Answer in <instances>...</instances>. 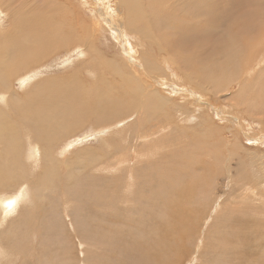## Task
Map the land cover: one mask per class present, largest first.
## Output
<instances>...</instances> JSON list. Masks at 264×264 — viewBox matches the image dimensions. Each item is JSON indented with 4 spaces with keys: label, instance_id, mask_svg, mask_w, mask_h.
I'll use <instances>...</instances> for the list:
<instances>
[{
    "label": "rangeland",
    "instance_id": "rangeland-1",
    "mask_svg": "<svg viewBox=\"0 0 264 264\" xmlns=\"http://www.w3.org/2000/svg\"><path fill=\"white\" fill-rule=\"evenodd\" d=\"M68 1L70 5L75 4L72 6L77 9L78 17L76 23L80 28L84 26L83 24H85V26L88 25L90 16L94 18L98 16L96 20H100L103 26V28H101L102 30L100 29L96 41V44H98L96 50L102 52L103 57L100 59L101 61L94 60L93 63H89V65L99 70V67L101 69L102 64H104L103 59H105L104 62L108 61L107 64L113 60L112 62H114L115 65L111 62L108 66L104 64L107 67L112 65V69L110 70L105 67L106 69L105 72L102 73L100 83L98 82V85L94 87L92 85H87L88 83L90 84L92 78H89V76L86 77L88 72L84 69L85 64H82L83 62L86 63V56L83 54L78 55V49L73 50L74 47L70 51L62 50L61 52L51 55L50 58L44 56L39 63L36 62V58L30 60L31 71H33L34 74H40V79L45 81L56 76L59 78L56 83H62L55 86L49 83V88L53 90V93L50 92L51 94H48V97L50 98L51 96L50 99L53 100L54 104L59 109L65 108L66 106L77 108L78 112H82L83 116L85 115V117L78 120V122L82 121V123H84L85 120L91 121L92 119L93 123H84L82 125V127L85 126L83 130L78 131L77 133L79 134H76L73 138V141L75 142L77 140L76 144L80 143V146L73 149L75 146L72 145L73 148H71V150H73H69V153L66 152L64 156L66 159L63 161H68L72 166L67 167L65 164L60 166L61 162H58L59 165H57V169L50 174V176L54 177L52 184H50L51 189H48L46 185V183H49L50 178L48 179L46 177V180L43 178V182L42 179H39L45 170L42 159L40 160V167L35 171V175H38L34 178L31 175L29 176V174L27 180H25L26 176L18 179L10 176L5 177L4 184L0 185V190H5L0 192V197L4 199L11 198L12 195L17 194L22 187L26 188L25 186H27V190L29 188L28 192L30 193V198L33 200L31 194H33L35 190L33 195H37L36 198L39 199L33 200L34 203H32V200L29 204L21 203L20 209H16L14 215L13 212L10 213L8 222H4V226L3 224L0 226V244L15 252L12 256L3 258V264L7 263L6 260L8 259H11V261L7 264H59L57 261L58 251L64 254L69 252V259L65 262L67 264H150L151 261H157L158 258L162 256L161 254L166 256L165 262L167 264H264V197L262 196L264 195V166L261 165L264 163V59L259 61L261 55L264 54V33L262 31L250 30V36L244 33L241 39L239 37L233 42H231V38H221L228 37V29L222 27L217 28L215 23L211 22L209 18L213 16L217 17L215 15L217 13L214 12L217 10V6L225 7L222 3L224 0H221V2L216 3L208 9H206V6L215 0H191V2L186 5L183 3L184 0H153L155 4L152 0H128L126 2L122 0L124 3L120 0H102L101 2L105 4V7L109 2L108 4L112 5L111 8L114 10L116 9L115 12L113 10L108 12L111 16L103 13L104 17L106 15L113 20L110 24H118L122 27L130 13V18L134 21V25L139 31L138 33L141 38L129 32V34L137 39L129 36L125 39V44L121 39L119 40L122 43L118 42L112 33L104 29L106 19L102 14L99 15L97 11H95L96 7H99L96 0ZM253 1L254 0L249 2L251 6H248L250 8V10H247V13L250 14H248V16L257 18L258 15L259 19H263L264 0H255V4ZM6 2L9 5V7L6 8L7 13L0 11V37H7L11 29L15 27L16 18L14 20L12 18V11L14 8L16 9L21 5L23 8L31 10L30 8L32 5L30 0H6ZM118 2H121L120 8H122L120 10H118L119 6L118 9L116 7L119 4ZM200 2L203 3L202 5L206 12L203 10L201 11ZM126 3H129V7ZM187 5L191 9H187ZM241 6L244 7L241 9L243 10L247 5ZM89 7H92V10L89 9ZM126 7L129 8L128 11ZM160 8L162 9L160 10ZM18 10L20 9L16 11ZM71 10L73 11V9ZM121 10H123L125 14H123ZM103 11H105V9ZM188 11H190V14ZM154 12H158V15ZM226 12V16L229 18L231 15V17H235L238 13L236 10L233 12L232 8H229ZM251 12L253 14L255 13L254 16ZM208 13L210 14L208 15ZM163 15H165V18ZM156 16L159 17L157 18ZM185 16L188 22L184 21L186 20ZM146 17L149 20H147ZM183 17L185 19H183ZM146 22L148 24H146ZM153 23H156L155 26ZM142 28L147 29L143 30ZM149 29L151 30L150 32ZM153 30L155 31L153 32ZM140 32L142 34H140ZM256 35L259 37L257 38ZM246 37L248 38L244 40ZM250 37L251 39L254 37V41L251 40ZM218 38H221V41L216 46L213 45ZM261 38L263 39L260 40ZM205 39H213V43L204 42ZM139 41H141V44ZM245 41L248 42L245 43ZM250 41H252L253 45L249 43ZM212 45L216 47V50ZM121 48L122 51L124 50L123 52ZM158 48L161 49L158 50ZM188 48L190 51H188ZM211 49L214 51V55L213 53H209ZM119 52L121 56L116 55L117 53L120 54ZM207 53L209 54L201 59L205 63L196 62L195 64L197 65L192 69L188 66L189 62L193 60L198 61V59H200L198 56H203ZM171 55L174 60L179 61V67L178 64L171 59ZM110 56L113 59H110ZM145 57H147L148 61L150 60V62H153L151 65L154 68L151 70L150 67H145L146 63L143 60ZM163 58H169L171 60L169 70L160 62ZM116 61L118 64L120 62V65H116ZM24 62H26L24 57L17 59L19 66ZM99 63L100 66L98 67ZM37 64L38 69L36 68ZM126 65H129V67ZM172 65L177 67L174 68ZM119 67L122 70L125 68V72L128 75H124L122 71L119 72ZM131 67L138 68L139 70L142 68L144 71H140V73L143 74H146V72L150 73L153 70V74L151 73V75H149L150 77H145V80L149 82L146 83L152 85L151 89L157 91L159 94H166V90L173 92L172 101L166 103L165 106L167 113H162L161 102H159L154 108L155 111L153 112L155 114L151 116L153 112L151 111L150 113L149 111L147 112L149 113L148 116L150 118H153L155 115L158 116L159 113L157 111L159 110L160 114H164V116L157 120V122L152 119L150 123L149 120H145L143 123L140 121L141 124L138 126L137 123L136 125L137 128L135 130L137 131L131 133L125 128L130 121H125L127 117L118 121L120 125L118 127H110V124L103 127H95V124H101L100 116H98L100 115V111L103 113L101 117L103 121H106L107 118L114 113V110L103 112V104L106 109H108L109 106L119 108L122 104L123 106L129 105L131 95L133 96L132 93L137 92L138 89L139 91L142 90V99L144 98V100L147 101L146 96L144 97V87H140L138 81L133 77L134 71L131 70ZM203 67L205 68L202 69ZM154 69H156V72H154ZM191 71L195 74H192ZM160 74L161 76H159ZM96 79L97 78H94L92 81ZM19 83L20 79H14L13 86H10V88L15 89L18 87V90H20L21 87H19ZM66 85H69L71 90L75 91L74 98L73 94L69 92L70 89L65 90L68 89L64 87ZM123 87L124 89L127 87V90L125 91ZM149 89L148 87L147 90ZM38 90L39 89H34L32 92L25 93L24 97L28 99ZM91 96H93L94 99L98 97L105 102L100 108H97L96 105H94L96 102ZM67 97H70V102H66ZM106 98L109 102L106 101ZM142 99L141 102H138L137 107L140 106L144 108ZM151 100H149V103L147 101L144 110L148 111L151 107ZM153 103L155 104V100H153ZM0 105L4 106V103L0 101ZM153 107L154 105L152 108ZM180 115H182V120L180 119ZM169 123V128H167V130L163 128L160 134L157 133L151 136L152 140L149 139L150 136L147 140L143 139L147 132L149 133L153 130L160 129V127L168 125ZM62 124L70 125V122L64 120ZM186 126H190L192 130L190 127L188 128ZM121 127L122 131L119 132ZM111 129L113 131H111ZM101 131L105 133L103 134ZM109 131H111V133H109ZM183 131H186V133L184 134ZM136 132L139 134L138 137ZM69 135L70 134H68L66 138ZM104 136L108 137L105 138ZM107 141H112L113 147L111 151L105 149L103 145V143ZM57 142L58 141H54L53 144L49 145V149L54 150L55 146L58 144ZM1 143L2 142H0V149H2L1 146H3V143L2 145ZM132 144L135 145L132 146ZM145 144H147V146ZM38 145L44 147L45 142H39ZM4 147L5 146H3V150H1L2 155H6ZM131 148L133 150H131ZM146 150H151L150 154L146 152L149 157L145 154L139 156L136 154L137 152H144ZM230 151L231 159H229L227 155ZM105 153L107 156H105ZM130 153L135 156L129 155ZM76 154L80 156L79 159L82 158L86 163L90 161V158H92L93 165L96 161L94 169L91 171L94 174L90 172L88 167L78 169L77 166H74L77 162ZM97 154H101L98 155V159L94 157L97 156ZM114 156H116L118 160L123 159L121 158V156H123L129 162L126 161L122 164L118 172L105 171L106 168H111L117 163L118 160L116 161ZM226 156L227 158H225ZM113 157L114 159H112ZM216 157L219 161L216 160ZM90 163L91 161L86 166H90ZM190 164H192L194 170L191 169ZM207 165L211 167L209 168ZM104 166L106 167L104 168ZM240 171L241 173L244 172V175L241 174V176L239 174ZM114 173L124 174L122 177L120 174L117 177L118 179L115 178V180L112 176ZM129 173L134 174L135 177V194H137V197L142 195L140 197L145 199H143L144 205L142 207L149 214L145 213L148 217H144V220H140L134 217V215L131 216L127 214L132 209H127L128 206H125V203L122 202L123 198L121 191L123 187L128 184ZM212 173L214 174L212 175ZM88 174V178L93 182L90 185L86 182V176ZM245 174L247 176L242 179L241 177H244ZM165 177L169 179H173V177L174 179L176 178L177 180L175 181L177 184L174 182L175 184L172 185L174 179L172 181L171 179L169 180L171 182L170 184ZM35 178H37V181ZM70 178H79V180L77 179V186H73L72 188L73 181L66 187ZM124 178L126 179L124 180ZM38 180H41V182ZM27 181H31L30 185ZM56 181H59L61 186ZM16 185L19 186V190ZM53 185L54 188H52ZM86 185H89V188H87ZM158 185L159 188H157ZM160 185L164 187L161 188ZM248 185L249 188L254 189L255 195L250 194L249 190H246L248 193L245 191ZM31 186L34 188L33 190ZM115 186H117L120 191L116 192V195H113L112 200L110 189L112 190V187ZM40 187H43L44 196L42 197L39 196ZM76 187H78V189ZM165 187L167 191L164 189ZM186 187L189 189L186 190ZM79 189L80 192L89 189L92 193L99 191L104 197L101 198V201L103 200L102 203L97 202L95 205H92V201H88L86 199L87 197L82 198L83 201H81L78 193ZM175 190L179 192V195L174 193ZM159 192L161 195L165 193L164 195H166V198L160 197L161 195ZM117 193H119V195ZM64 194L68 197H63ZM260 194L262 198L259 200ZM72 195H77L78 197H71ZM44 197L47 198L43 199ZM36 198L34 197V199ZM51 199L52 202H50ZM134 199H136V201H134L136 207L134 211L135 214H137V209L141 204L140 202L139 204L137 203V198ZM61 200H63V203ZM70 200L73 202L71 203ZM111 204H113V207ZM32 205L33 207H29ZM101 206L102 208H100ZM106 207L108 208L105 209ZM52 209H54L56 213L52 214ZM27 211H30L31 214L29 212L26 213ZM162 211H164V214ZM18 212H21L20 215ZM25 214L27 216L29 215L28 218L32 216V219H34L30 222L31 226L29 227H34L35 230H29V227L24 224V220L26 219V223L28 220L27 216H24ZM13 218L15 220H13ZM77 218L85 222V227L88 230L94 227L95 222L105 226L106 229L109 228L110 233L105 232L98 235H109L110 238L112 236L116 239L118 236L116 240L117 244L113 238H108V241L107 238L104 239L103 244L99 242L95 243L96 239H88L87 236L84 238L81 237L76 224H74ZM94 218L96 220H94ZM228 218L230 223H222ZM69 222H71L72 225ZM178 222L183 223L179 224ZM89 224L90 226L88 227ZM155 227L157 230L161 227L159 229L160 231H157ZM10 228L17 229V234L15 236H18V238L27 235V237L23 238L15 248L14 243L12 245L13 248L10 243V240L16 239L12 234L13 229L8 232L9 234H6V231ZM175 230H177L176 233L179 231L178 235L176 234L177 237L179 236L175 241V243L178 242L177 244L173 243L175 239L172 238L171 234L174 233ZM156 232L158 234H156ZM220 233L223 237L219 240L225 239L218 244L219 246H215L219 240L216 241L214 238ZM86 235L91 234L88 233ZM147 235H150L149 238ZM145 236L147 239H145ZM5 238L8 240H5ZM224 241H227L225 247H223ZM146 242L148 244H146ZM176 249H178V251ZM212 251L217 253L214 254ZM109 257L112 258V260ZM154 257H156L157 260H155ZM224 259L226 260L225 262L223 261Z\"/></svg>",
    "mask_w": 264,
    "mask_h": 264
},
{
    "label": "bare ground",
    "instance_id": "bare-ground-1",
    "mask_svg": "<svg viewBox=\"0 0 264 264\" xmlns=\"http://www.w3.org/2000/svg\"><path fill=\"white\" fill-rule=\"evenodd\" d=\"M100 1V2H99ZM102 0H96V3L98 4L99 7H96L95 11H97V13L99 15H103V13H106L107 15L108 12L110 11H114L115 10L112 7V5L108 4L106 5L105 7V4L101 2ZM110 1V0H109ZM122 1V0H120ZM125 2L128 1V0H124ZM141 1V0H140ZM156 1V0H155ZM252 1V0H251ZM251 1H247V0H224L222 1V3L224 4L225 7H219L217 6V10L214 12V13H217L215 14L217 17L213 16L209 18L211 22L215 23L216 27L219 28V27H222V28H225V29H228V37H221V38H231V42L233 41H236L237 38L240 37V39L243 37L244 33L247 35V36H250V30L254 31V30H257V31H262L264 33V18L263 19H259L258 18V15H257V18L255 17H249L247 13V10H250V3ZM258 1V0H257ZM262 1V0H260ZM31 2V10H27L25 8H23L21 5H19L16 9L14 8V10L12 11V18L13 20L16 18V21H15V27H13L11 29V31L9 32V34L7 35V37H0V101H2L4 103V106H1L0 105V142L3 143V146L4 147V151H6V155H2L1 154V150H3V146H1L2 149H0V185L4 184L5 182V177L6 176H10V177H13V178H23L24 176H26V179L28 178V174L29 176H33L36 177L37 175H35V171L36 169H38L40 167V160L42 159L43 162H44V166H45V170L43 172V174H41V177H39V179H42V182H43V178H45L46 180V177L49 179V183L46 185L48 186L47 188L48 189H51L50 188V184H52L53 182V176H50L51 173H53V171L55 169H57V165L58 162H61L60 166L65 164L67 167L68 166H72L68 161H63L64 159V156L66 154V152L69 153V150L72 151L73 149H76L78 146H80L77 143V140L74 142L73 141V138L76 136V134H79L77 133L78 131H82L83 128L85 127H82V125L84 123H90L92 122L93 120L91 119V121H87L85 120L84 123L81 122H78V120H80L81 118H84L85 115L83 116L82 115V112H78V109L77 108H74L72 106H66L65 108H62V109H59L53 102L50 96V98L48 97V94H51L53 93V90H51L49 88V83L50 85L53 84V86L55 85H60L58 83H56L57 80H59L58 77L56 76H53V78L51 79H48V80H45L43 81L42 79H40L39 75L40 74H34L33 71H31V59L33 58H36V62L39 63L42 58L44 56L50 58L51 55H54L58 52H61L62 50H71L73 47L76 48L73 50H77L78 49V55L80 54H83L86 56V63H83L82 64H85L84 65V69L86 70V72H88V74L86 73H82V74H86L84 76L88 77L89 78H92L90 80V84L88 83L87 85L89 86H94L96 87L98 85V82L100 83V80H101V76H102V73L105 72V67H107L109 65V63L111 62L112 64H114V62H112L113 60H109L110 62L107 64V62H104L105 59H103V63L107 66H105L104 64H102L101 66V69H100V63L98 64V67H99V70L96 69L95 67L93 66H90L89 63H93L94 60H100L102 57H103V53L100 52V51H97L96 50V46H98V44H96V41L98 39V35H99V32H100V29L103 28V26L101 25V21L100 20H96V18L90 16L89 17V22H88V25L85 26V24H83L84 26H82L81 28L78 26V24L76 23V19L78 17V14H77V9L72 6V5H75V4H71L70 5V2L68 0H30ZM123 2V1H122ZM153 2V0H152ZM189 2H191V0H184L183 3L186 5L188 4ZM206 2V1H205ZM204 2V3H205ZM221 2V0H215L214 2L208 4L206 6V9L208 8H211L212 6H214L216 3H219ZM254 4H255V0L253 1ZM83 3H86V2H83ZM113 3V2H112ZM119 3V2H118ZM124 3V2H123ZM150 3V2H149ZM154 3V2H153ZM257 3V2H256ZM95 4V3H94ZM96 4V5H97ZM129 7V3H126ZM140 4V3H139ZM155 4V3H154ZM153 4V5H154ZM203 3L200 2V9L201 11H205L206 10L204 9ZM18 5V3H17ZM80 5V4H79ZM83 5V4H82ZM120 5H121V2L116 6L117 9H118V6H119V9L120 10ZM152 5V4H151ZM194 5V3H193ZM221 5V4H220ZM241 5H247L245 9L241 10L242 7ZM262 5V4H261ZM264 5V4H263ZM262 5V6H263ZM125 6V5H124ZM155 6V5H154ZM156 6H159V5H156ZM188 6V5H187ZM186 6V7H187ZM241 6V7H240ZM255 6V5H254ZM260 6V5H259ZM9 7V5L7 4L6 0H0V11L1 12H4V13H7V10L6 8ZM73 7V8H72ZM77 7V6H76ZM115 7V6H114ZM128 7L127 8V11H128ZM136 7V6H135ZM150 7V6H149ZM184 7V8H186ZM216 7V6H215ZM253 7V6H252ZM88 8V7H87ZM153 8H156V7H153ZM183 8V9H184ZM191 9L189 6L187 7V9ZM229 8H232L233 12L234 10H236L238 13L235 15V17H227L226 16V12ZM17 9H20L18 11H16ZM73 9V11L71 10ZM89 9L92 10V7ZM105 9L106 10H109V11H103ZM158 9V8H157ZM162 8H160L161 10ZM194 9V8H193ZM252 9V8H251ZM255 9V8H253ZM261 9V7H260ZM125 10V9H124ZM144 10V9H143ZM170 10V9H169ZM222 10V11H221ZM246 10V11H244ZM263 10V9H262ZM146 11V10H145ZM158 11V10H157ZM185 11V10H184ZM183 11V12H184ZM113 12V13H114ZM117 12V11H116ZM121 12H123V10H121ZM120 12V13H121ZM169 12V11H168ZM182 12V11H181ZM180 12V14L182 15V13ZM186 12V11H185ZM190 11H188L189 13ZM194 12V10H193ZM226 12V13H225ZM230 12V10H229ZM28 13H32V14H28ZM155 13V12H154ZM153 13V15H154ZM187 13V12H186ZM191 13H192V10H191ZM225 13V14H224ZM123 14H125V12H123ZM150 14V13H149ZM158 15V12L155 13ZM190 14V13H189ZM210 13H208L209 15ZM251 14L254 16V14L251 12ZM140 15V14H139ZM250 15V14H249ZM260 15V14H259ZM264 15V13L262 14V16ZM111 16V15H109ZM109 16H106L103 17L106 19V24L104 25V29H107L109 31V33H112L115 37V39L118 41V42H121L123 41V43H125V39L127 37H134L133 35L129 34V32L131 33H134L136 35L139 36V31L137 30V28L135 27L134 25V21L130 18V13L128 14L127 16V19H126V22L123 24L122 27H120L118 24L117 25H114V24H110L113 20H111V18ZM164 18H165V15H163ZM162 16V17H163ZM157 18L159 16H156ZM155 17V18H156ZM189 17V15H188ZM115 18V17H113ZM156 18V19H157ZM177 18V17H176ZM186 18V16H185ZM183 17V19H185ZM123 19V18H122ZM147 19V17H146ZM152 19V18H151ZM154 19V18H153ZM160 19V18H159ZM102 20V19H101ZM121 20V19H120ZM124 20V19H123ZM149 20V19H147ZM171 20V19H170ZM179 20V18H178ZM168 21V20H167ZM184 21H187V18L186 20ZM190 21V20H189ZM116 22V21H115ZM149 22V21H148ZM160 22H161V19H160ZM188 22V21H187ZM198 22V21H197ZM1 23V21H0ZM90 23V25H89ZM136 24V23H135ZM146 24H148L146 22ZM154 24V23H153ZM156 24V23H155ZM154 24V26H155ZM223 25H226V26H223ZM146 26V25H145ZM151 26V24H150ZM157 26V25H156ZM152 27V26H151ZM159 27L161 28V26L159 25ZM166 28V27H165ZM141 29V28H140ZM143 29V28H142ZM144 29H147V28H144ZM143 29V30H144ZM153 29V28H152ZM157 29V28H156ZM102 30V29H101ZM164 30V29H163ZM221 30V29H220ZM141 31V30H140ZM151 30L149 29V32ZM155 30H153L154 32ZM157 31V30H156ZM189 31V30H187ZM203 32V31H202ZM144 33V31H143ZM140 34H142L140 32ZM155 34V33H154ZM153 34V35H154ZM157 34V33H156ZM190 34V32H189ZM150 35V33H149ZM167 35V34H165ZM192 35V33H191ZM262 35V34H261ZM260 35V36H261ZM206 36V35H205ZM140 37V36H139ZM138 37V39H139ZM155 37V35H154ZM195 37V36H194ZM219 37V35H218ZM256 37L258 38L259 36L256 35ZM263 37V36H261ZM136 38V37H134ZM141 38V37H140ZM193 38V37H192ZM198 38V37H197ZM204 38V37H203ZM221 38H218V40L216 41V43H214L213 45H217L220 41H221ZM248 37H246L244 40H246ZM264 38V37H263ZM263 38H261L260 40H262ZM121 39V41L119 40ZM137 39V38H136ZM157 39V38H155ZM159 39V38H158ZM163 39V38H162ZM166 39V38H165ZM168 39H169V36H168ZM194 39V38H193ZM251 39V37H250ZM248 39V40H250ZM254 37H252L251 40H253ZM256 39V38H255ZM188 40V39H187ZM186 40V41H187ZM199 40V39H197ZM229 40V41H230ZM151 41V40H150ZM163 41H166V40H163ZM189 41V40H188ZM192 41V40H191ZM194 41V40H193ZM203 41V40H201ZM254 41V40H253ZM140 44H141V41H139ZM138 42V43H139ZM204 42H207V43H213V39H205ZM248 41H245V43H247ZM122 43V42H121ZM155 43V42H154ZM175 43V42H174ZM249 43H252V41H250ZM126 44V43H125ZM139 44V45H140ZM157 44V43H156ZM178 44V43H177ZM186 44V43H185ZM131 45V44H130ZM212 45V46H213ZM222 45V44H221ZM226 45V44H225ZM232 45V43H231ZM253 45V43H252ZM126 46V45H125ZM142 46V45H141ZM214 47V49L216 50V47ZM223 46V45H222ZM227 46V45H226ZM246 46V44H245ZM65 47V48H64ZM211 47V48H213ZM217 47H220V46H217ZM253 47V46H252ZM258 47V46H257ZM128 48V47H127ZM152 48V47H151ZM184 48V47H183ZM222 48V47H220ZM228 48V47H227ZM249 48V47H248ZM99 49V48H98ZM161 48H158V50H160ZM164 49V48H162ZM182 49V48H181ZM189 49V48H188ZM255 49V47H254ZM127 50V49H126ZM129 50V49H128ZM152 50V49H151ZM183 50V49H182ZM253 50V49H252ZM121 51H122V48H121ZM124 51V50H123ZM122 51V52H123ZM154 51V50H152ZM165 51V50H164ZM190 51V49L188 50ZM231 51V50H230ZM234 51V50H233ZM106 52V51H105ZM162 52V51H161ZM108 53V52H107ZM106 53V54H107ZM120 53V52H119ZM151 53V51H150ZM166 53V52H165ZM210 54L213 53L214 55V51L211 49ZM209 53L207 54H204L203 56H198L200 59H198V61L196 60H193L191 62H189L188 66L192 69L193 67H195L197 64H195L196 62L199 63V62H203L201 59L202 58H205ZM160 54V53H159ZM169 54V52H168ZM241 54V52H240ZM256 54V53H255ZM116 55H119L121 56V53L120 54H116ZM158 55V54H157ZM156 55V57H157ZM167 55V53H166ZM178 55V54H177ZM231 55V54H230ZM168 56V55H167ZM194 56V55H193ZM25 59L26 62H24L22 65H18L17 63V59L18 58H23ZM109 57V56H108ZM169 57V56H168ZM197 57V58H198ZM92 60H91V59ZM195 58V57H194ZM236 58V57H235ZM110 59H113L111 58L110 56ZM140 59V58H139ZM171 59L174 60L173 56L171 55ZM176 59V58H175ZM264 59V54L261 55V59H259V61H262ZM117 60V59H116ZM120 60V59H119ZM131 60V59H129ZM143 60L145 61L146 63V66L145 67H150V70L152 68H154L151 64L153 62H150V60L148 61L147 60V57L143 58ZM233 60V59H232ZM231 60V61H232ZM101 61V60H100ZM157 61V60H156ZM177 64H178V67H179V61L177 60H174ZM189 61V60H188ZM213 61V60H212ZM117 62V61H116ZM161 63H163L164 66H166V68L169 70L170 69V62L171 60L169 58H163L162 61L160 60ZM264 62V60H263ZM123 63V62H122ZM137 63V62H136ZM205 63V62H203ZM260 63V62H259ZM118 64V62L116 63V65ZM124 64V63H123ZM158 64H159V60H158ZM216 64V63H215ZM231 64V63H230ZM111 65V64H110ZM115 65V64H114ZM120 65V62L119 64ZM136 65V64H135ZM141 65V64H139ZM112 66V65H111ZM110 67H107L109 68L110 70L112 69ZM127 67H129V65H126ZM134 66V65H133ZM174 67V65H172ZM200 66V65H199ZM126 67V68H127ZM138 67V66H136ZM177 67V66H175ZM174 67V68H175ZM211 67V66H210ZM254 67V66H253ZM36 68L38 69V64L36 65ZM142 68H143V65H142ZM141 68V70H139L138 68H135V67H131V70L134 71L133 73V77L138 81V83L140 84V87H144L143 90L145 92V95L144 97L146 96V100L148 101L149 103V100H151L150 102H152V104L154 105V107L152 108V104H151V107H147L149 108L148 111L144 110V108L146 107L147 105V101L144 100V98L142 99V94H141V91H138L137 92H133V96L131 95V100H130V104L129 105H126V106H123V104L117 108V107H111L109 106L108 109H106L105 105L103 104L105 101H103L102 99L100 98H95L93 96L92 99L96 102V104L94 103V105H96L97 108H100L101 105L103 104V112L107 111V110H114V113H110L111 115L107 118L106 121H103V118L101 119L103 113L100 111V120H101V124L100 123H97L95 124V127L97 126H107L108 124H110V127H118L120 126L119 125V120L127 117V119L125 121H129V124L127 127H125L128 132H134V131H137L135 130L137 127V123H138V126L140 123V121L143 123V121L145 122V120H149V123H150V120H154L157 122V120H159L160 118H162L164 116L160 114V110L157 111L158 113V116L155 115L153 118H150L148 115L150 111L153 112L155 111V106H157V104L160 103V105L162 106V113H167L166 109H165V106H166V103L172 101V93L173 92H170L168 90H166V94H159L157 91L151 89V84H148L149 82L145 80V77H148L149 75H151V73L153 74V70L150 72V73H147L146 74H143V73H140V71H144L143 69ZM187 68V67H186ZM198 68V67H197ZM205 67H203L202 69H204ZM207 68V67H206ZM128 69V68H127ZM172 69V67H171ZM179 69V68H178ZM216 69V67H215ZM250 69V68H249ZM184 70V69H183ZM211 70H212V67H211ZM253 70V69H252ZM118 71L121 72L124 74V75H128L126 72H125V68L124 70L120 69V67L118 68ZM177 71V70H176ZM195 71V70H194ZM202 71V70H201ZM222 71V70H221ZM40 72V71H38ZM154 72H156V69H154ZM172 72V70H171ZM185 72V71H184ZM190 72V71H189ZM208 72V71H207ZM173 73V72H172ZM192 73V71H191ZM194 73V72H193ZM192 73V74H193ZM169 74V73H168ZM195 74V73H194ZM145 75V76H144ZM189 75V74H188ZM208 75V74H207ZM206 75V76H207ZM157 76V75H156ZM161 76V74L159 75ZM190 76V75H189ZM198 76V75H197ZM202 76V74H201ZM83 77V76H82ZM124 77V76H123ZM150 77V76H149ZM208 77V76H207ZM94 78H97L95 81H92L94 80ZM125 78V77H124ZM153 78V77H152ZM160 78V77H159ZM188 78V77H187ZM186 78V79H187ZM202 78V77H201ZM14 79H20V83L18 84L20 88V90H18V87L15 88V89H11L10 86H13V80ZM129 79V78H128ZM158 79V77H157ZM185 79V78H184ZM189 79V78H188ZM205 79V77H204ZM66 80V79H65ZM121 80V78H120ZM202 80V79H201ZM67 81V80H66ZM81 81H82V78H81ZM103 81V80H102ZM112 81V80H111ZM118 81V79H117ZM160 81V80H159ZM204 81V80H203ZM124 82V81H123ZM135 82V81H134ZM148 82V83H146ZM161 82V81H160ZM169 82V81H168ZM180 82V81H179ZM209 82V81H208ZM211 82V81H210ZM171 83V82H169ZM123 84V83H122ZM153 84H154V80H153ZM201 84V82H200ZM121 85V83H120ZM126 85V84H125ZM112 86V85H111ZM130 86V85H129ZM170 86V85H169ZM64 87H67L68 89H65V90H69L70 93L73 94V98L75 97L74 96V93L75 91L71 90V87L69 85H66ZM119 87V86H118ZM148 87L150 88L149 90ZM91 88V87H90ZM99 88V87H98ZM120 88V87H119ZM34 89H39L35 94H33L30 98H25L24 97V94L25 93H28V92H32L34 91ZM95 89V88H94ZM110 89V88H109ZM115 89H118V88H115ZM124 89V87H123ZM131 89V88H130ZM141 89V88H140ZM146 89V90H145ZM163 89V88H162ZM23 90V91H22ZM92 90V89H91ZM102 90V88H101ZM125 91L127 90V87L126 89H124ZM177 90V89H176ZM48 91V92H47ZM63 91V90H62ZM104 91V89H103ZM106 91V89H105ZM134 91V90H133ZM51 92V93H50ZM58 92V91H57ZM60 92V91H59ZM92 92V91H91ZM131 92H132V89H131ZM165 92V91H164ZM56 93V92H55ZM117 93V92H116ZM90 94V93H89ZM97 94V93H96ZM102 94V93H101ZM106 94V93H105ZM112 94V93H111ZM118 94V93H117ZM92 95V93H91ZM104 95V94H103ZM55 96V95H54ZM102 96V95H101ZM105 96V95H104ZM120 96V95H119ZM118 96V97H119ZM123 96V95H122ZM117 97V98H118ZM148 97V99H147ZM116 98V97H115ZM109 99V98H108ZM141 99L143 101V104H144V108H141L140 106L137 107V104L138 102L140 101L141 102ZM92 100V101H93ZM119 100V98H118ZM153 100H155V104L153 103ZM106 101H107V98H106ZM125 101V100H124ZM66 102H70V97H67L66 98ZM109 102V100L107 101ZM146 102V104H145ZM98 103V105H97ZM87 104V103H86ZM93 105V106H94ZM109 105V104H108ZM140 105V104H139ZM176 105V104H175ZM150 106V104H149ZM160 106V107H161ZM152 109V110H150ZM99 110V109H98ZM157 110V109H156ZM175 111V110H174ZM135 112V113H133ZM107 113V112H106ZM189 113V112H188ZM155 114L154 112L151 114V116ZM108 116V115H107ZM180 119L182 120V115H180ZM187 116V115H186ZM168 117V116H167ZM106 119V117H105ZM64 120H67L70 122V125L68 124H62V122ZM166 120V118H165ZM117 121V122H116ZM189 121V119H188ZM164 122V121H163ZM167 122V121H166ZM170 122V121H169ZM182 122V121H181ZM180 122V123H181ZM93 123V122H92ZM100 124V125H98ZM115 124V125H114ZM169 125H165V126H162L160 127V129H157V130H153L151 132H147L145 135V138L143 139H148L149 136H150V140H152L151 136L155 135V134H160L161 133V130L164 128V130H167V128H169ZM93 126V125H92ZM150 126V125H149ZM191 126V125H190ZM190 126H186V127H190ZM80 127V128H79ZM184 127V128H186ZM109 128V126H108ZM101 129V127H100ZM191 129V127H190ZM188 130V129H187ZM192 130V129H191ZM111 131H113L111 129ZM111 131H109V133H111ZM122 131V127H121V130H119V132ZM141 131V129H140ZM168 131L170 132V130L168 129ZM167 131V132H168ZM103 134L105 132L101 131ZM193 132V131H192ZM183 133L185 134L186 131H183ZM70 134L67 138L66 136ZM137 134V137H138V133L136 132ZM166 134V133H165ZM164 134V136H165ZM87 135V134H86ZM143 136V135H142ZM105 138L108 137V136H104ZM155 137V136H154ZM141 139V138H140ZM142 139V141H143ZM189 140V139H188ZM54 141H58L57 145L55 146V149L54 150H50L49 149V145L53 144ZM136 141V140H135ZM39 142H45V146H39L38 143ZM112 142V141H111ZM110 141H107L106 143H103L105 149L111 151L112 147H113V144L111 143ZM121 142V140H120ZM138 142V141H137ZM189 142V141H188ZM1 143V145H2ZM23 143H24V146H23ZM47 143V144H46ZM140 143V142H138ZM137 143V144H138ZM187 143V142H186ZM136 144V143H135ZM135 144H132L135 145ZM151 144V142H150ZM72 145H74L75 147L73 148ZM139 145V144H138ZM147 146V144H145ZM153 145V144H152ZM128 146V145H127ZM171 146V144H170ZM190 146V145H188ZM54 147V146H53ZM70 147V148H69ZM141 147V146H140ZM145 147V146H144ZM152 147V146H151ZM155 147V146H153ZM164 147V145H163ZM69 148V149H68ZM71 148H73L71 150ZM139 148V147H137ZM121 149V148H120ZM164 149V148H163ZM85 150V149H84ZM130 150V149H129ZM131 150H133L131 148ZM165 150V149H164ZM180 150V149H179ZM135 151H136V146H135ZM134 151V153H135ZM150 151L151 150H146L144 152H137L136 154L139 156V155H142V154H145L148 156L147 153L150 154ZM170 151V150H169ZM212 151V150H211ZM107 152V151H106ZM175 152V151H174ZM226 152V151H225ZM71 153V152H70ZM106 154V153H105ZM104 154V155H105ZM123 154V152H122ZM78 154H76V159H77V162L75 163L74 166H77L78 169H81V168H86L88 167L90 172L92 171V169H94V165L96 163H94L93 165V161H92V158H90L89 160L91 161L90 163V166H86L88 163L84 162V160L82 158L79 159L80 156H77ZM98 155H101V154H97V156H94L95 158L97 157L98 159ZM129 155H132L131 153ZM134 155V154H133ZM132 155V156H133ZM229 159H231V151L227 154ZM107 156V154L105 155ZM128 156V154H127ZM135 156V155H134ZM187 156V155H186ZM82 157V156H81ZM115 159H116V156H114ZM114 157L112 159H114ZM220 157V156H219ZM222 157V156H221ZM246 157V156H245ZM121 160H118L116 159L117 163L112 166L111 168H106L105 171L107 170V172L109 171H114V172H118V169L120 170V166L122 164H124L126 161H128L127 159H125L123 156H121ZM134 158V157H133ZM132 158V159H133ZM227 158V156L225 157ZM129 159V157H128ZM131 159V160H132ZM216 160H218V158L216 157ZM144 161V159H143ZM219 161V160H218ZM228 161V160H227ZM129 162V161H128ZM230 162V161H229ZM85 163V164H84ZM165 163V162H164ZM172 163V162H171ZM170 163V164H171ZM192 163V162H191ZM101 164V163H100ZM112 164V162H111ZM130 164V163H129ZM161 164V163H160ZM198 164V163H197ZM99 165V164H98ZM97 165V166H98ZM102 165V164H101ZM149 165V164H148ZM163 165V164H162ZM167 165V164H166ZM195 165V164H194ZM228 165V164H227ZM262 166H264V163L261 164ZM103 166V165H102ZM126 166V164H125ZM150 166V165H149ZM183 166V165H182ZM209 166V165H207ZM106 166H104L105 168ZM109 167V166H108ZM130 167V166H129ZM178 167V166H177ZM184 167V166H183ZM190 167L191 169L194 170V167L192 166V164H190ZM189 167V168H190ZM211 166H209L210 168ZM214 167V166H213ZM212 167V168H213ZM241 167V165H240ZM252 167V166H251ZM65 168V167H64ZM179 168V167H178ZM181 168V167H180ZM243 168V167H242ZM129 169V168H128ZM175 169V168H174ZM127 170V169H126ZM125 170V171H126ZM212 170V169H211ZM137 171V170H136ZM199 171V169H198ZM220 171V170H219ZM258 171V170H257ZM161 172V171H160ZM178 172V171H177ZM176 172V173H177ZM188 172V170H187ZM191 172V171H190ZM194 172V171H193ZM212 172V171H211ZM217 172V171H216ZM262 172V171H261ZM37 173V172H36ZM92 173V172H91ZM163 173V172H162ZM195 173V172H194ZM220 173V172H219ZM94 174V173H92ZM121 174V173H120ZM119 173H114L112 176L114 177V179H118L117 177L120 175ZM124 174V173H123ZM123 174H121V177L123 176ZM179 174V173H178ZM214 173H212L213 175ZM239 174L241 175H244V172L241 173V171L239 172ZM99 175V174H98ZM126 175V174H125ZM241 175V176H242ZM263 175V174H262ZM184 176V175H183ZM198 176V175H197ZM247 175L245 174L244 177H241L242 179H244ZM251 176V175H250ZM79 177V176H78ZM87 178V183L92 184L93 182L88 178L89 177V174L86 176ZM181 177V176H180ZM201 177V176H200ZM168 181L171 179H169L168 177H165ZM36 181H37V178H35ZM52 179V180H51ZM57 179V177H56ZM79 180V178H70L66 184V187L68 185H70V182L73 183L72 185V188L73 186H77V181ZM115 179V180H116ZM120 179V178H119ZM126 178H124L125 180ZM174 179V177H173ZM171 179V181L173 180ZM204 179V178H203ZM30 180L32 181L31 177H30ZM55 180V179H54ZM81 180V179H80ZM83 180V179H82ZM128 184H126L123 189H122V202L125 203L124 205L128 206L127 209H132L129 213L127 214H130L131 216L134 215V217H137L139 218L140 220H144V217H148L147 214H149L148 212L145 211V209L142 207L144 205L143 203V199L144 198H141L140 196L137 197V194H135V190H134V184H135V177H134V174L132 173H129L128 175ZM142 180V179H141ZM160 180V179H159ZM175 180H177L176 178L173 180V184L174 185L176 182ZM180 180V178H179ZM264 180V179H263ZM24 181V179H23ZM31 181H27L30 185ZM41 182V180H38ZM85 181V180H84ZM109 181V179H108ZM39 182V183H40ZM59 183L60 185V182L59 181H56ZM80 182V181H79ZM120 182V181H118ZM123 182V181H122ZM145 182V181H144ZM170 182V181H169ZM179 182V181H178ZM16 183V182H15ZM23 183V182H22ZM20 183V184H22ZM114 183V182H113ZM162 183V182H161ZM238 183V182H237ZM248 183V182H247ZM19 184V185H20ZM171 184V182H170ZM177 184V182H176ZM184 184V183H183ZM190 184V183H188ZM24 185V184H23ZM27 185V184H26ZM32 185V184H31ZM42 185V183H41ZM44 185V183H43ZM88 185V186H89ZM99 185V183H98ZM115 185V183H114ZM117 185V183H116ZM196 185V184H195ZM194 185V186H195ZM208 185V184H207ZM264 185V184H263ZM18 186V185H16ZM25 186V185H24ZM40 186V185H39ZM61 186V185H60ZM64 186V185H62ZM87 185L86 187L89 188ZM161 188H163L164 186L160 185ZM178 186V185H177ZM181 186V185H180ZM193 186V187H194ZM199 186V185H198ZM246 186V185H245ZM1 187V186H0ZM26 188H21L20 186V190H19V186H18V190L19 192L15 195H12L11 198H7V199H4L3 197H0V226L3 224L4 226V222H8V216L10 215V213L13 212V215H14V212L16 209H20V205L21 203L23 204H29L30 201L32 200L30 197V193L28 192L29 191V188L27 190V186H25ZM65 187V186H64ZM83 187V186H82ZM81 187V188H82ZM85 187V188H86ZM109 187V186H108ZM176 187V186H175ZM174 187V188H175ZM202 187V186H201ZM251 187V186H250ZM4 188V187H2ZM32 188V186H31ZM52 188H54V185L52 186ZM69 188V187H68ZM78 189V187H76ZM92 188V187H91ZM111 188V186H110ZM159 188V185L158 187ZM167 188H168V185H167ZM167 188L165 187L164 189H166L167 191ZM173 188V187H172ZM1 189V188H0ZM34 188H32L33 190ZM37 189V187H36ZM39 189V188H38ZM45 189V188H44ZM98 189V188H97ZM189 188L186 187V190H188ZM5 189H2L0 190L1 191H4ZM73 190V189H72ZM159 190V189H158ZM246 190H249L250 194L252 195H255V191L253 188H249V185L246 187L245 191ZM111 191V199L113 200V195H116V192L120 191V189H118L117 186L115 187H112V190L110 189ZM140 191V190H139ZM163 191V189H162ZM165 191V190H164ZM165 191V193H166ZM195 191V190H194ZM206 192V191H205ZM248 193V191H246ZM3 193V192H2ZM33 193V192H32ZM34 193H35V190H34ZM33 193V194H34ZM76 193V192H75ZM79 193V197H80V200H82V198L84 197H87L86 199L88 201H92V205H95L97 202H101V198L103 197V195L97 191V192H91L90 189L89 190H86V191H81L80 192V189L78 191ZM160 193V192H159ZM164 193V194H165ZM175 194L179 195V192L177 190L174 191ZM33 194H31L33 197V200H37L39 198H36V196H34ZM62 194V193H61ZM67 194V193H66ZM66 194H64L63 197H68L66 196ZM77 194V193H76ZM119 195V193H117ZM139 194V193H138ZM160 193V197H164L166 198V195H164ZM262 194V193H261ZM259 196V200L262 198V196L264 197V195ZM56 195V194H55ZM78 195V194H77ZM77 195H72L71 197H78ZM207 195V194H206ZM39 196L42 197L44 196V192H43V187H40V193H39ZM109 196V195H108ZM250 196V195H249ZM34 197L36 199H34ZM70 197V196H69ZM117 197V196H116ZM47 198V197H46ZM45 197L43 199H46ZM104 198V197H103ZM134 198H137V203L139 204L140 202V206L138 207L137 209V214H135V205H134V201H136V199ZM256 198V197H255ZM68 199V198H67ZM109 199V198H108ZM106 199V200H108ZM234 199V197H233ZM32 200V203H34ZM78 200V199H77ZM76 200V201H77ZM86 200V201H87ZM145 200V199H144ZM71 201V200H70ZM69 201V202H70ZM52 202V199L51 201ZM61 202L63 203V200H61ZM73 201H71L72 203ZM108 202V201H107ZM259 202V201H258ZM262 202V200H261ZM65 203V202H64ZM110 203V202H109ZM112 203V201H111ZM120 203V202H119ZM234 203V201H233ZM259 204V203H258ZM70 205V203H69ZM108 205V203H107ZM112 207H113V204H111ZM240 205V204H239ZM66 206V205H65ZM164 206V205H163ZM29 207H33L32 206H29ZM119 207V206H118ZM97 208V207H96ZM102 208V206L100 207ZM104 208V206H103ZM108 207H106L105 209H107ZM178 209V208H177ZM256 209V208H255ZM171 210V208H170ZM214 210V209H213ZM128 211V210H127ZM30 213V211H27L26 213ZM52 214L53 213H56V211L54 209L51 210ZM67 212V211H66ZM214 212V211H213ZM225 212V211H224ZM19 213V212H18ZM21 213V212H20ZM19 213V215H20ZM134 213V214H133ZM147 213V214H145ZM160 213V212H159ZM162 213L164 214V211H162ZM24 214V213H23ZM31 214V213H30ZM225 214V213H224ZM169 215V214H168ZM23 216V215H22ZM24 216H27L26 214ZM29 216V215H28ZM27 216V218H28ZM19 217V216H18ZM66 217V215H65ZM161 218V217H160ZM227 218V217H226ZM25 219V218H24ZM210 219V218H209ZM13 220H15L13 218ZM12 220V221H13ZM34 220L32 219V216L28 218L27 220V223H26V219L24 220L25 221V225L27 227L31 226L30 225V222ZM94 220H96L94 218ZM129 220V219H128ZM101 221V220H100ZM103 222V221H101ZM184 222V221H183ZM183 222H178L179 224L180 223H183ZM22 223V222H21ZM71 225L72 223L69 222ZM163 223V222H162ZM178 223H175V224H178ZM222 223H230L229 221V218L228 219H225ZM10 224V223H9ZM74 224H76V227L78 229V232L80 234L81 237H88V239H96L95 243L96 242H99V243H103L104 239L107 238V241H108V238L111 239L113 238L109 235H98V234H103L105 232H108L110 233V230L109 228L106 229L105 226H102L101 224L95 222V225L93 228H91L90 230L86 229L85 227V222L78 219L74 221ZM91 224V223H90ZM90 224L88 225V227L90 226ZM13 225V224H12ZM231 225V224H229ZM159 226V225H158ZM180 227V226H179ZM156 228V227H155ZM154 228V230H155ZM161 228V227H160ZM158 228H156L157 231H160ZM175 228V227H174ZM13 229V237H16L15 240L12 239V241L10 240V243H11V247L14 243V248L15 246H17L20 241L27 237V235H25L24 237L22 238H18V236H15L17 234V229L16 228H10L9 230L6 231V234H9L8 232H10L11 230ZM28 229V228H27ZM26 229V230H27ZM179 229V228H178ZM183 229V228H182ZM1 230V229H0ZM29 230H35L34 227H29ZM106 230V231H105ZM152 230V229H151ZM181 230V229H180ZM185 230V228H184ZM183 230V231H184ZM4 231V232H5ZM177 230H175L174 233H171L172 234V238L175 239L173 243H175L176 241V238L178 233H176ZM24 232H27V231H24ZM30 232V231H29ZM19 233V232H18ZM90 233L91 235H86ZM151 233V232H149ZM155 233V231H154ZM36 234V233H35ZM156 234H158L156 232ZM177 234V235H176ZM153 235V233H152ZM155 235V234H154ZM11 236V234H10ZM109 236V237H108ZM150 235H147V237L149 238ZM256 236V235H255ZM8 237V236H7ZM13 237H9V238H13ZM120 237V236H119ZM223 235L220 233L219 235H217L216 238H214L216 241L219 240L220 238H222ZM52 238V236H51ZM58 238V237H57ZM121 239H123L122 237H120ZM167 238V236H166ZM169 238V236H168ZM7 238H5L6 240ZM117 239H118V236H117ZM116 238H113L114 241L117 240ZM145 239L146 236H145ZM225 238L219 240L215 246H217L221 241H223ZM8 240V239H7ZM27 240V239H26ZM50 240V239H48ZM153 240H154V237H153ZM168 240V239H167ZM45 241V240H44ZM129 241V239H128ZM145 241V240H144ZM173 241V240H172ZM178 241V239H177ZM208 241V240H207ZM9 242V241H8ZM81 242V241H80ZM106 242V241H105ZM112 242V241H111ZM110 242V243H111ZM133 242V241H132ZM162 242V241H161ZM171 242V241H169ZM210 242V241H208ZM225 242V241H224ZM227 242V241H226ZM226 242L223 243V247H225L226 245ZM230 242V241H229ZM28 243V242H26ZM110 243H108L109 245H111ZM178 243V242H177ZM175 243V244H177ZM104 244V243H103ZM116 244H117V241H116ZM134 244V242H133ZM146 244H148L146 242ZM215 244V243H214ZM81 245V243H80ZM107 245V244H106ZM107 245V246H109ZM7 246V245H6ZM127 246V245H126ZM134 246V245H133ZM172 246V245H170ZM219 246V245H218ZM13 248V247H12ZM65 248V247H64ZM125 248V246H124ZM174 248V247H172ZM211 249H214V248H211ZM231 249V248H230ZM10 249H7L6 247H4L3 245L0 244V263L3 264V261L2 259L5 258V257H8V256H12L13 254H15V252L13 250H10ZM16 250L18 251V249L16 248ZM178 251V249H176ZM216 250V249H215ZM16 251V252H17ZM65 251V250H64ZM165 251V250H164ZM176 252V251H175ZM215 253V251H212ZM176 254V253H175ZM69 252L67 253H60L58 251V255H57V261L59 262V264H67L65 263L69 257ZM162 256H160L157 260L156 257H154L155 260L157 261H151L150 259V264H167L165 261H166V256L164 254H161ZM220 255V254H219ZM147 257V255H146ZM110 258V257H109ZM108 258V259H109ZM112 260V258H110ZM9 261H11V259H8L6 260V262L8 263ZM171 261V260H170ZM224 262L226 261L225 259L223 260ZM108 262V261H107ZM5 263V264H7ZM228 263V262H227ZM148 264V263H147ZM220 264V263H219Z\"/></svg>",
    "mask_w": 264,
    "mask_h": 264
}]
</instances>
